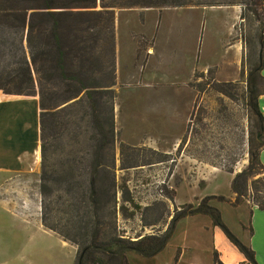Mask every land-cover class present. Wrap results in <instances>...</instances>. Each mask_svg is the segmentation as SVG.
<instances>
[{
	"label": "rangeland",
	"instance_id": "374dc122",
	"mask_svg": "<svg viewBox=\"0 0 264 264\" xmlns=\"http://www.w3.org/2000/svg\"><path fill=\"white\" fill-rule=\"evenodd\" d=\"M237 1L233 5L161 10L115 9L114 34L117 28L122 61L131 59L133 44L130 39L139 51L151 42L154 31L156 54L150 62H155L159 56L157 67L164 75L158 77L163 80L187 79L190 75L184 74L189 64L199 68L213 65L202 73L191 75L189 85L195 91L192 116L179 131V115L184 103L179 107L175 91L162 87L156 94L148 89L137 92L135 88L123 87L114 75V85L110 88L114 92V137L107 154L104 148L98 150L95 146L99 136L89 108L69 105L65 111V125L53 131L49 142L48 178L42 182L48 186V193L40 195V182L34 184L33 178H29L33 190L18 193L21 200L26 198L24 208L11 211L0 207V249L4 251L0 264H75L76 246L61 245L55 235L45 236L46 228L40 224V217L42 212L47 224L64 234L74 235L78 225L75 207L80 195L88 194L92 163L99 165L95 186L99 190L101 226L107 237L113 235L114 226L116 233L133 240L141 235H161L171 226L176 211L186 209L188 204L196 206V196L232 195L233 175L225 170L231 168L235 174L248 162L247 134L249 130L255 133L256 127L247 106L246 77L248 71L258 65L260 69L253 75H261L263 79H253L250 88L264 93V47L259 44V38L264 39V4L259 0ZM22 53L28 59L26 43L20 42L17 33L0 31V75L14 69L12 61L22 57ZM174 61L179 63H170ZM170 70L178 75H169ZM217 71L222 72L217 75ZM79 76L102 89H106L112 79V75L104 73ZM216 83L233 85L218 86ZM130 92L134 94L130 96ZM62 93L55 88V100L59 103ZM106 96L102 95L99 102L104 103ZM11 99L22 100L15 102L16 109L10 105L9 110L2 108L0 112L22 115L26 105L29 120L35 104L38 112V96L14 95ZM259 101L264 115V94ZM173 108L178 110L175 119L171 118ZM155 122L168 134L161 142H153L147 136V132H151L147 125L153 129ZM31 125L33 127V123ZM201 179L206 181L205 187L197 190L188 187L194 183L202 185ZM183 181L186 182L175 198L176 189ZM111 182L115 184L113 189ZM112 193H115V202ZM258 196L262 197L263 193ZM255 197L256 193H250L244 202L248 200L254 204ZM224 216L229 222L237 217L234 212L226 211ZM204 217L195 214L176 220L160 252L143 257L130 251L128 264H185L183 259H189L191 254L205 252L210 241ZM248 235L245 233L246 237ZM184 248L185 257L178 259L177 254Z\"/></svg>",
	"mask_w": 264,
	"mask_h": 264
},
{
	"label": "trees",
	"instance_id": "16d2710c",
	"mask_svg": "<svg viewBox=\"0 0 264 264\" xmlns=\"http://www.w3.org/2000/svg\"><path fill=\"white\" fill-rule=\"evenodd\" d=\"M259 1L264 4V0ZM237 2L239 1L0 0V31L17 33L20 42L24 40L28 50V59L22 53V57L12 61L16 67L7 71L5 75H0V90L5 95L38 96L40 195L45 196L49 191L48 186L42 183L48 178L46 162L50 151L49 142L53 137V131L65 125L67 118L65 111L69 105L77 104L81 109L89 108L99 136L95 146L98 150L104 148L107 154L110 152L114 137V92L110 88L114 85L115 75L113 24L115 9L233 5ZM259 44L261 48L264 47L262 37L259 38ZM11 57L14 58V55ZM259 69V65L255 69L251 68L246 77L247 106L255 118L256 132L248 131V162L242 170L233 175L230 182L234 200L230 201L224 196H206L196 206L188 204L186 209L183 207L173 214L171 226L161 235H144L133 240L116 233L114 226L113 235L107 237L101 226L99 190L95 186L98 184L99 165L92 163L88 194L80 195L75 207L78 225L75 226L76 229L74 228V235L64 234L47 224L42 212L40 217L44 228L56 232L62 239L76 246L75 264H128L126 253L129 251L143 257H151L164 248L176 220L195 214L208 216L213 225L222 229L250 264H257L253 258V251L230 233L223 224L218 209L209 205L208 201L216 199L238 205L245 201L248 194L256 193L254 204L260 209L264 208L263 165L259 159V151L264 145V117L259 108V96L264 93L250 88L253 79L256 77L263 79L261 75H253ZM99 73L112 75L113 80L111 79L106 89L90 84L87 78L79 76ZM216 85H233V83H216ZM55 88L63 92L60 103L55 100ZM102 95H107L104 103L99 102ZM102 104L104 109L101 111ZM225 171L233 173L231 168ZM258 175L262 176L255 178ZM110 184L113 189L114 182ZM259 193H263V196H258ZM111 197L115 202V193H112ZM213 260L214 264H221L215 254Z\"/></svg>",
	"mask_w": 264,
	"mask_h": 264
},
{
	"label": "crops",
	"instance_id": "0c3cea01",
	"mask_svg": "<svg viewBox=\"0 0 264 264\" xmlns=\"http://www.w3.org/2000/svg\"><path fill=\"white\" fill-rule=\"evenodd\" d=\"M144 33L148 35L146 32ZM114 35V72L115 75H117V80H119L121 85H124L123 87L135 88L137 92H141L145 89H148L154 94H156V92H158L162 87H170L173 91L177 93L178 100H180L179 107H181L182 102L184 103L183 110L179 115V131L181 128L186 127L195 101V91L189 85L191 81V75H195L196 73H202L206 67H211L213 65L210 63L199 68L196 64H189L187 68V73L184 74L190 75L187 79L181 81L176 78L172 80H163L162 77H158V75H164L161 74V71L157 67V59L159 58V56L158 58H155V62H150L152 55L156 54L153 48L155 40L154 31L151 34V42H149L146 47H140L141 49L139 51L134 47V41L129 38L133 46L131 50V59L126 61L121 60L117 28L115 29ZM121 62L126 63L122 65ZM170 63L178 64L179 62L174 61ZM170 72L171 74L169 75H178V73L174 70H170ZM221 72L222 71H217V75L221 74ZM144 75L148 76L144 77ZM135 83L140 86H132ZM129 94L130 96H132L134 92H130ZM13 96L14 95H5L3 93L0 95V110L2 108H6L7 110H9L10 105H13L11 107H15L14 109H16L17 105L15 102L21 101L22 99H11ZM25 106L22 109V115H20L19 113H2L3 110L0 112V207L11 211H15L16 209L17 211H19V209L24 208L26 204V198L24 196L22 198L23 200H21L19 198L20 195H18V193H25L27 191L33 190L32 188L34 185L32 186L30 184V181H32L30 179L33 178L34 184L37 182L39 184L40 182V139L38 101V112L36 111L35 104L31 120H29L27 117V111ZM171 111V118L175 119L177 117L178 110L177 108H173L171 109ZM31 123H33V127ZM156 125L157 124L155 122V124L153 125V129L147 125V127L151 129V132H147V136L150 138L151 141L153 140V142H161L163 141V138L168 137V134L166 132V129H163L162 127H157ZM259 159L263 165L264 175V148H261L259 151ZM213 172L215 171H211V173ZM232 175H234V172L232 173ZM201 180L203 181L202 185H199L198 183L187 185L190 189L193 188L197 190L198 187H205L206 181L204 179ZM185 182L186 181L181 182L179 187L176 189L175 198L177 197L180 186L182 184H185ZM209 196L222 195L210 194ZM204 197L203 194L196 196V205ZM234 197L235 196L232 193L230 197L225 198L230 201H233ZM213 201L216 202L215 205L210 204ZM208 202L209 205L218 209V211L220 212L221 220L223 224L227 227V229L230 231V233L239 242L249 247L253 251V258L255 262L257 264H264V208L260 209L255 204H250L248 200L238 205H232L230 204V202L218 201L215 199H210ZM225 211L226 213L234 212V215L237 216L236 218L233 217V222H229V220L225 218ZM197 215L203 216L201 214ZM188 216L186 217L188 218ZM204 218V227L205 229H208L209 232V248L205 252H196L191 254L189 259H183L186 254V248H184V251L182 250L177 254L178 259H183L185 261V264H214L213 258L215 254L221 264H240L243 261H247L250 264L245 255L240 252L239 249L228 239L222 229L218 226L213 225L212 220H209L207 216ZM40 224L42 225L41 220ZM173 227L175 228V223ZM45 230L47 232L45 233V236L55 235L58 237V240H60L61 245L69 244L75 248L73 244L62 239L56 232L47 229ZM245 233H248L249 237H246ZM188 250H190V248H188ZM3 252V249H0V256L4 255Z\"/></svg>",
	"mask_w": 264,
	"mask_h": 264
},
{
	"label": "built area",
	"instance_id": "2783aa9c",
	"mask_svg": "<svg viewBox=\"0 0 264 264\" xmlns=\"http://www.w3.org/2000/svg\"><path fill=\"white\" fill-rule=\"evenodd\" d=\"M240 264H249L247 261H243Z\"/></svg>",
	"mask_w": 264,
	"mask_h": 264
}]
</instances>
